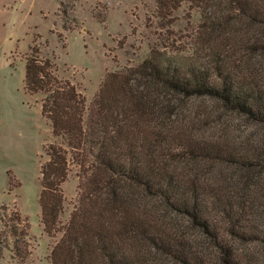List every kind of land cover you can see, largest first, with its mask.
Wrapping results in <instances>:
<instances>
[{
  "label": "trees",
  "instance_id": "16d2710c",
  "mask_svg": "<svg viewBox=\"0 0 264 264\" xmlns=\"http://www.w3.org/2000/svg\"><path fill=\"white\" fill-rule=\"evenodd\" d=\"M196 1L204 19L194 46L152 48L137 66L109 72L86 117L85 98L49 59L35 47L27 58L25 87L42 94L41 113L65 146L50 144L41 167L49 234L59 224L69 152L80 177L90 178L51 264H153L151 250L182 264H214L210 256L219 264H264V0H219L210 12L207 0ZM181 2L158 0L165 12ZM205 96L235 115L219 125V137L184 132L189 99ZM241 126L249 130L241 134ZM136 191L187 216L195 233L167 227L153 217L158 209H132ZM13 228L22 255L26 232ZM202 241L210 250L198 248ZM249 246L259 247L257 255Z\"/></svg>",
  "mask_w": 264,
  "mask_h": 264
},
{
  "label": "rangeland",
  "instance_id": "374dc122",
  "mask_svg": "<svg viewBox=\"0 0 264 264\" xmlns=\"http://www.w3.org/2000/svg\"><path fill=\"white\" fill-rule=\"evenodd\" d=\"M205 3L210 12L219 0ZM198 4L196 0H182L177 8L165 12L158 0H0V264L22 260L51 264V250L71 213L88 197L90 178L80 177V167L69 152L68 172L61 184L64 201L59 224L52 234L45 230L40 205L41 167L49 158L50 144L65 146L41 113L42 94L30 93L25 87L26 60L34 47L40 58L49 59L55 75L73 84L85 98L86 117L109 72L137 66L152 48L189 50L194 46L196 29L204 19V9ZM189 100L192 102L184 122L188 135L219 137L221 127L232 123L226 119L235 117L209 97ZM240 129L241 134L249 130L245 126ZM123 188L133 189L130 185ZM132 194L137 195L132 209L150 213L158 209L153 217L160 216L167 227L178 233H195L188 229L187 216L175 215L159 199L138 191ZM13 226L26 232V245L20 243L21 248L26 246L22 255L14 250ZM198 248L210 250L204 241ZM249 248L247 253L257 255L259 247ZM149 254L153 264H182L154 250ZM210 257L212 263L219 264L218 258Z\"/></svg>",
  "mask_w": 264,
  "mask_h": 264
}]
</instances>
